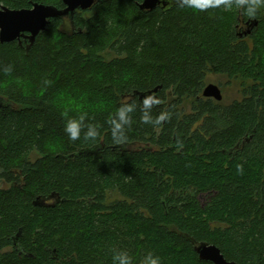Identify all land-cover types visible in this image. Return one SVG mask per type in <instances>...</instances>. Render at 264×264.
<instances>
[{
  "label": "trees",
  "instance_id": "1",
  "mask_svg": "<svg viewBox=\"0 0 264 264\" xmlns=\"http://www.w3.org/2000/svg\"><path fill=\"white\" fill-rule=\"evenodd\" d=\"M141 2L104 0L73 30L51 19L31 46L0 43V264H111L113 247L212 264L198 243L264 264V19ZM34 3L64 8L0 0ZM209 75L236 81L241 98H204ZM149 92L162 101L153 116L171 119L143 125L137 113L114 146L110 114ZM82 113L102 125L99 144L64 134Z\"/></svg>",
  "mask_w": 264,
  "mask_h": 264
},
{
  "label": "clouds",
  "instance_id": "2",
  "mask_svg": "<svg viewBox=\"0 0 264 264\" xmlns=\"http://www.w3.org/2000/svg\"><path fill=\"white\" fill-rule=\"evenodd\" d=\"M184 10L192 14L209 13L210 10L232 12L239 18L260 21L264 19V0H181ZM6 71H11L7 68ZM161 99L155 94L145 96L142 100L129 97L120 103L110 114L107 124L112 144L123 146L129 142V131L133 127L134 117L139 113V122L143 125L157 126L171 119V112H160L153 116V108L161 104ZM102 125L94 122L87 113L79 116H69L64 122V134L68 141L83 140L97 145L103 139ZM238 171L243 172L242 166ZM111 264H165L161 255L153 250H147L139 257H134L129 251L118 247L110 250Z\"/></svg>",
  "mask_w": 264,
  "mask_h": 264
},
{
  "label": "water",
  "instance_id": "3",
  "mask_svg": "<svg viewBox=\"0 0 264 264\" xmlns=\"http://www.w3.org/2000/svg\"><path fill=\"white\" fill-rule=\"evenodd\" d=\"M104 0H62L64 8L58 9L55 6L34 3L30 9L11 10L0 6V43H12L25 39L29 41L30 46L35 42L36 37L45 31L51 19L64 20L72 22L78 11H87L92 9L95 4ZM176 0H142L138 4L141 11L151 12L157 8L162 10L172 6ZM257 23L253 22L252 26ZM249 33V31H247ZM153 92H156L154 90ZM152 93L139 94L140 99ZM204 98L221 102L223 99L221 90L214 84H208L202 93ZM3 101L0 99V107ZM42 206L45 201L36 203ZM201 261H207L212 264H236L227 261L220 250L207 243H198L194 247Z\"/></svg>",
  "mask_w": 264,
  "mask_h": 264
},
{
  "label": "rangeland",
  "instance_id": "4",
  "mask_svg": "<svg viewBox=\"0 0 264 264\" xmlns=\"http://www.w3.org/2000/svg\"><path fill=\"white\" fill-rule=\"evenodd\" d=\"M67 27L68 25L66 24L65 28ZM207 84H214L220 88L223 96L221 103L223 105H228L234 100H239L241 98L240 87L236 81H228L227 78L219 75H209ZM188 110V106H186V111L188 112Z\"/></svg>",
  "mask_w": 264,
  "mask_h": 264
},
{
  "label": "flooded vegetation",
  "instance_id": "5",
  "mask_svg": "<svg viewBox=\"0 0 264 264\" xmlns=\"http://www.w3.org/2000/svg\"><path fill=\"white\" fill-rule=\"evenodd\" d=\"M78 12H80V11H78ZM68 22H69L70 26L72 27L71 29L73 30L74 27L72 26V22H70L69 20H68ZM16 42H18V43H20V42H21V43H22V42L27 43V42H28V43H29V41H27V40H25V39H21L20 41H16ZM29 45H30V44H29Z\"/></svg>",
  "mask_w": 264,
  "mask_h": 264
}]
</instances>
